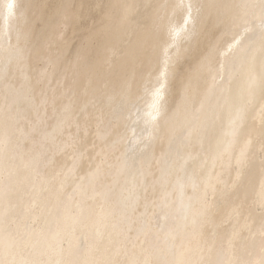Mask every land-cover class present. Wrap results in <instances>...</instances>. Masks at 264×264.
Masks as SVG:
<instances>
[{
  "label": "bare ground",
  "instance_id": "obj_1",
  "mask_svg": "<svg viewBox=\"0 0 264 264\" xmlns=\"http://www.w3.org/2000/svg\"><path fill=\"white\" fill-rule=\"evenodd\" d=\"M260 5L0 0V264H264Z\"/></svg>",
  "mask_w": 264,
  "mask_h": 264
},
{
  "label": "snow or ice",
  "instance_id": "obj_2",
  "mask_svg": "<svg viewBox=\"0 0 264 264\" xmlns=\"http://www.w3.org/2000/svg\"><path fill=\"white\" fill-rule=\"evenodd\" d=\"M260 6H261L262 11H264V0H261V5ZM7 7H8L9 10H11V9H13L15 7V5L14 4H8ZM161 212H163V209H161ZM34 264H46V262L36 261V262H34ZM54 264H61V262L60 261H55ZM66 264H71V262H66Z\"/></svg>",
  "mask_w": 264,
  "mask_h": 264
}]
</instances>
